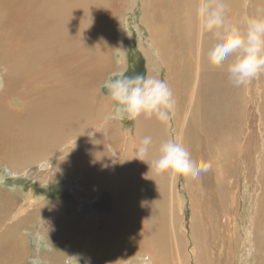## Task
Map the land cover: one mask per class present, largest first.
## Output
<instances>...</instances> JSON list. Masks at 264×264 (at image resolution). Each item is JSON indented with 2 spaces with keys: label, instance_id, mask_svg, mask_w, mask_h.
Here are the masks:
<instances>
[{
  "label": "rangeland",
  "instance_id": "374dc122",
  "mask_svg": "<svg viewBox=\"0 0 264 264\" xmlns=\"http://www.w3.org/2000/svg\"><path fill=\"white\" fill-rule=\"evenodd\" d=\"M11 1L0 0V106L12 113L0 111V123L19 116L24 124L16 126L13 121L0 127V264H264V74L237 88V113L235 109L225 124L222 138L220 132L212 140V131L201 124L193 100L195 80L180 107L174 108L162 138H178L195 161L211 164L199 178H173L150 170L147 162L134 158L139 138L145 137L138 131V120H104L113 109L104 85L116 74L139 73L167 81L166 65L147 22L154 20L174 29L183 12V24L194 18L190 12L195 14L196 0L187 6L178 0L167 9L152 0H105L107 4L100 0L105 16L89 18V24L97 23L100 29L93 43L87 41L92 50L98 47L90 50L92 54L98 55L99 47L104 52L98 73L88 67L89 51L72 55L60 65L59 77L47 83L93 79L85 88L86 99L94 97L88 100L93 107L80 121L73 114L65 124L64 118L45 112L27 116L33 87L26 88L27 81L19 79L24 76L18 77L16 59L32 47L24 26L30 19L32 29L34 13L27 8V0ZM230 6L231 21L240 23L242 29L246 16L264 14V0H231ZM65 29L67 33L72 30ZM24 34L30 38L18 49ZM67 37L61 39V52L68 55ZM195 39L194 48L198 36ZM80 40L72 38L74 50H83ZM192 71L196 72L194 65ZM44 85H38L43 96ZM45 134L53 139L58 134L57 147L42 139ZM21 135L28 138L19 141ZM28 142L38 146L24 147ZM157 153H148L147 159L158 158ZM127 157L142 170L148 169L151 184L141 185L138 167L133 170L135 175L123 177ZM127 209L138 218L152 217L146 225L133 226L131 237L120 244L131 246L134 240H142L132 250L117 253L110 247L111 230L128 216ZM141 227L150 231L140 235Z\"/></svg>",
  "mask_w": 264,
  "mask_h": 264
},
{
  "label": "bare ground",
  "instance_id": "6f19581e",
  "mask_svg": "<svg viewBox=\"0 0 264 264\" xmlns=\"http://www.w3.org/2000/svg\"><path fill=\"white\" fill-rule=\"evenodd\" d=\"M16 1L17 3H19V0ZM21 1H25V0H20V2ZM27 1H28L26 3V5L28 6L27 8H29V10L34 13V16L31 19L32 29L29 27L30 19L24 27H26V32L31 35L32 47H30L29 53L26 54L24 53L22 57L18 56L19 59H16L15 57L16 62L18 63V77L24 76L23 78H19V79H21V82L22 79H25L27 81V83H25L26 88L33 87L32 90L30 89L31 91L29 92L30 102L28 105L27 116L30 117L31 115L38 114L40 112H45L49 115L60 116L61 119L64 118L63 124H65L69 119V117H71L74 114L72 117L76 116V118L80 121L85 111H89V109L93 107V105L90 102H92V98L94 97L92 96L90 99H86L89 93L85 89L86 86L89 84V82L92 81L93 79L92 78L85 79L83 77L80 78V80H71V79L63 80L62 83L61 80H59L54 85H48L47 83L50 80H55L57 79V77H59L58 75L61 73L60 65L61 64L64 65L66 61H69V58L72 55L79 56L80 53H85V52L88 53L90 50L93 49L90 46V44L87 43V41L88 42L89 40L93 41L95 40L94 38H97L98 28L100 29V25L97 23H95L96 25H90L89 18L91 16L95 17L97 15L105 16V14H103L101 11L103 10L100 5L101 2L100 0H34L33 1L34 3L32 4L30 3L31 2L30 0ZM176 1L178 0H152L153 4H156L157 6L158 4H162L164 6L162 7L165 9L171 7ZM179 1L181 4H185L186 6L188 3H190V1L194 2V0H179ZM10 2L12 1L10 0ZM228 3L231 9L230 6L231 0H228ZM22 4H24V2ZM103 4H107V2L105 3L104 0ZM17 10L19 12L18 8ZM26 10L27 9H25V11ZM190 14H193L194 18L191 19V21H185V24H183L182 19L185 15V12H183L181 15L180 22L177 24L176 28L174 27V29L165 28L161 24L156 23L154 20L147 22V24L152 34V38L154 39L156 48L160 53L161 60L163 61V64L166 65L167 82L170 88L172 89L175 100L174 108L177 109L178 107H180L181 100L183 101V99L186 97L187 92L191 87V82L195 80L196 86L194 87L195 95L193 99L194 102H196L197 104L195 111L196 112L200 111L201 124L204 125V127H206L208 130L212 131L210 134V138L214 140L213 136L214 135L218 136L220 132H221L220 138L223 137L222 130L225 127V124L232 116L233 111H235V109L237 113V108H236V104L234 103V98L236 96H239V90L237 89V87L233 86V84L228 78V74L226 71L227 62L224 67L212 66L208 62L207 53L210 47L212 46V44L214 43V40H212L209 36L201 37L198 34L195 28V14L193 12H190ZM229 19L231 20L230 11H229ZM25 20L23 21L25 22ZM65 26L72 29V30H68V33L72 31L71 34L67 33V29H65ZM65 34L68 36L66 40L68 47V55L66 54V52H61V47H62L61 39ZM24 35L25 36L21 38H19L17 35L15 36L16 39L19 38V41L17 42L19 43L18 49L19 48L22 49L21 44L22 42H24L25 38L27 39L30 38L26 34ZM196 36H198V42H197V47H195L197 48V52L195 54L196 58H195L194 45L196 43L195 42ZM72 38L81 39L80 43L82 44L81 46L83 50L80 49L74 50L73 44L71 42ZM99 48L100 49L97 51L98 55L92 54L91 51L90 53H88V55L92 54L89 60L91 63L90 66L88 67H90V69L91 68L96 69V72L98 71L99 64H101L99 63L101 60V54L104 53L102 48L101 47ZM20 54L22 53L20 52ZM193 65L194 68L196 67V72L192 71ZM38 71H41L40 73L42 77L39 76L40 73ZM92 72L93 73H91V76H94L95 71ZM88 73H90V71H88ZM67 75L68 74H64V77H66ZM40 78L43 81H41ZM40 82L46 83V85H44L43 87L45 91V96H43L42 93L41 94L38 93L39 90L38 85L40 84ZM181 90H183L185 94ZM180 92H182V94ZM76 94H78V96H75ZM90 94L94 95V92L92 91ZM0 111L4 113H12L11 111L8 110V108L2 106H0ZM56 116L50 117L51 120L52 119L55 120ZM39 118L35 119V122H38ZM86 120L87 119H83V121ZM13 121L17 122V124L15 122L16 126H18V123H20L21 125L24 124V118L22 119V117L18 116L17 118H14L12 121L6 123H0V127H3L5 125H10L13 123ZM160 124L161 122L157 121L155 118L141 117L138 120V131H140V133L143 132L145 136L152 137L151 148L153 149L149 150L150 156H152L153 151H157L158 152L157 156H159L160 145L164 141H166L164 138H162L164 135H166V132L164 131L165 123H162L163 129L160 128ZM10 132L11 131H9V133ZM154 135L155 137L153 138ZM41 137L42 139H44L49 143L51 142L54 143L56 147L60 143V138L58 137V134L55 139H53V136L49 134L41 135ZM27 138L28 136H25L23 138V135H21L19 141L22 140L25 141ZM141 138L142 137L139 138V142H141V140L143 139ZM24 145H25L24 147L38 146L37 143H29V142L24 143ZM124 164L125 166H124L123 177H125L126 179L127 176L132 175L131 173L135 175V172L133 170L136 169L138 166L134 165L133 161L128 157L126 158ZM137 170H139L138 173L140 176V180L143 181L141 185L145 186L146 183L151 184V178L149 176L150 174L148 169L143 168L142 170L141 168L138 167ZM127 181L128 184L129 183L131 184V180L127 179ZM130 187L132 189L131 185ZM161 203L162 205L164 204L162 201ZM146 205L147 207L149 206L148 204ZM142 207L144 206H140L141 212L144 211V210L142 211ZM157 209L159 210V208ZM127 210L129 213L128 216L124 219H121V222L116 223L117 225L114 228L112 227L111 230L113 239H111L110 247L113 248L116 252L118 250L123 252L125 250L131 249L132 247H135L136 244H138L136 243V241L137 240L140 241L142 239L139 238L137 240H134L131 246L130 245L124 246L120 244V242L124 241L125 239H129L131 237L130 233H132V231H130V229L133 230L134 229L133 226L146 225L150 222V218L152 217L151 214L150 215L144 214L141 218H138L140 216L135 217L133 216L134 215L133 211H131L130 209ZM150 211H154V210L151 209ZM139 221H142V224ZM145 230L150 231V228L141 227L138 230L140 232L139 234L142 235ZM151 234L148 233L149 236ZM112 244H116L115 247H113ZM109 255L111 254L108 253V256Z\"/></svg>",
  "mask_w": 264,
  "mask_h": 264
},
{
  "label": "clouds",
  "instance_id": "9594fccd",
  "mask_svg": "<svg viewBox=\"0 0 264 264\" xmlns=\"http://www.w3.org/2000/svg\"><path fill=\"white\" fill-rule=\"evenodd\" d=\"M228 0H196L195 22L201 37L209 36L214 43L207 53L212 66L224 67L234 87H246L264 74V14L246 16L242 23L229 19ZM113 109L104 116L108 121H137L141 117L167 123L174 115L175 100L166 80L145 74H116L105 82ZM152 137L145 136L134 158L149 164L150 170L170 177L199 178L211 164L195 161L178 138L164 141L159 156L148 160Z\"/></svg>",
  "mask_w": 264,
  "mask_h": 264
}]
</instances>
